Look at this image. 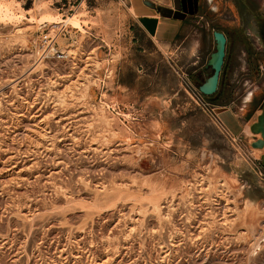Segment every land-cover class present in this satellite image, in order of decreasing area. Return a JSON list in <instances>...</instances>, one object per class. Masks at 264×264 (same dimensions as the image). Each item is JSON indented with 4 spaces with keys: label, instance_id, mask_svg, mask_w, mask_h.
<instances>
[{
    "label": "rangeland",
    "instance_id": "rangeland-1",
    "mask_svg": "<svg viewBox=\"0 0 264 264\" xmlns=\"http://www.w3.org/2000/svg\"><path fill=\"white\" fill-rule=\"evenodd\" d=\"M135 4L0 0V264H264V0H199L170 51Z\"/></svg>",
    "mask_w": 264,
    "mask_h": 264
},
{
    "label": "crops",
    "instance_id": "crops-1",
    "mask_svg": "<svg viewBox=\"0 0 264 264\" xmlns=\"http://www.w3.org/2000/svg\"><path fill=\"white\" fill-rule=\"evenodd\" d=\"M135 1L134 13L139 27L148 38L164 51L172 50L174 45L179 48L188 39L187 35L190 32L194 34L195 29L192 28V24L195 22L197 25L200 24V21L194 20L198 19L196 12L199 7V0ZM198 44L196 39L194 46L197 47ZM263 155L264 153L261 157Z\"/></svg>",
    "mask_w": 264,
    "mask_h": 264
},
{
    "label": "water",
    "instance_id": "water-1",
    "mask_svg": "<svg viewBox=\"0 0 264 264\" xmlns=\"http://www.w3.org/2000/svg\"><path fill=\"white\" fill-rule=\"evenodd\" d=\"M212 37L215 44V51L211 53L210 58L208 59L206 64V68L210 69L212 73L198 87L200 93L205 97H211L218 91L221 73L225 63L228 41L226 35L219 30H214L212 33ZM260 110H264V105L261 106ZM257 132L258 131H255V133ZM261 164L264 167V155L261 157Z\"/></svg>",
    "mask_w": 264,
    "mask_h": 264
},
{
    "label": "bare ground",
    "instance_id": "bare-ground-1",
    "mask_svg": "<svg viewBox=\"0 0 264 264\" xmlns=\"http://www.w3.org/2000/svg\"><path fill=\"white\" fill-rule=\"evenodd\" d=\"M83 3V2H82ZM18 4V3H17ZM20 4V3H19ZM81 5V4H80ZM85 6V5H84ZM5 7V6H4ZM2 8V6H1ZM0 8V9H1ZM79 8V7H78ZM41 9V8H40ZM21 10V9H20ZM83 11V10H82ZM6 12L8 15L9 12H10V9L8 7H6ZM29 12V10H28ZM4 13V12H3ZM83 13V12H82ZM28 14V13H27ZM76 14V13H75ZM80 15V14H79ZM82 17V15H81ZM30 19V18H29ZM80 19L78 18V16H71V17H68V19H65V20H62L60 17L57 18V17H53L51 15L49 16H46L44 17L43 19L41 18V22L42 23H46V24H49V25H54V26H58L59 24H64V25H70L72 28L74 29H80L82 30L83 27L81 25V22L79 21ZM32 21V20H31ZM66 53V52H65ZM63 79V78H62ZM74 83V82H72ZM77 84V82H76ZM72 85V84H71ZM68 86H66L67 88ZM80 87V86H78ZM73 88V87H72ZM71 89V88H70ZM67 90V89H66ZM68 92V91H67ZM70 92H73V91H70ZM68 92V93H70ZM68 96V95H67ZM246 102H248V98H246ZM258 129H259V138L264 142V110H261L259 115H258ZM109 120V119H108ZM107 120V121H108ZM106 125L108 123H105ZM109 125V124H108ZM232 134V133H231ZM264 145V144H263ZM158 202V200H157ZM159 204V203H158ZM160 213V212H159ZM80 259V258H79Z\"/></svg>",
    "mask_w": 264,
    "mask_h": 264
},
{
    "label": "built area",
    "instance_id": "built-area-1",
    "mask_svg": "<svg viewBox=\"0 0 264 264\" xmlns=\"http://www.w3.org/2000/svg\"><path fill=\"white\" fill-rule=\"evenodd\" d=\"M57 54L59 56H63L64 54H60L57 52ZM185 76V75H184ZM184 88L186 93L191 97V99L193 101H195L198 105H205V96L203 94L200 93V91L198 90V88H195L194 86H192V84L190 82H188V79L184 78ZM218 123L219 125L222 127V129L228 133V131L226 130L225 124L223 123L222 120L218 119ZM228 129V128H227Z\"/></svg>",
    "mask_w": 264,
    "mask_h": 264
},
{
    "label": "trees",
    "instance_id": "trees-1",
    "mask_svg": "<svg viewBox=\"0 0 264 264\" xmlns=\"http://www.w3.org/2000/svg\"><path fill=\"white\" fill-rule=\"evenodd\" d=\"M212 73V72H211Z\"/></svg>",
    "mask_w": 264,
    "mask_h": 264
}]
</instances>
